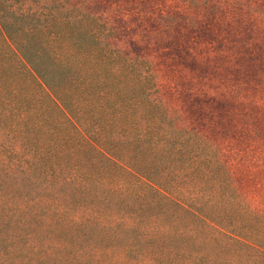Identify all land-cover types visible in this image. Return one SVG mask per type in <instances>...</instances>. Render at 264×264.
<instances>
[{
    "label": "rangeland",
    "instance_id": "obj_1",
    "mask_svg": "<svg viewBox=\"0 0 264 264\" xmlns=\"http://www.w3.org/2000/svg\"><path fill=\"white\" fill-rule=\"evenodd\" d=\"M8 3L15 12L25 13L18 22L22 29L9 37L17 53L21 47L25 56L69 61L80 76H85L78 60L82 58L146 62L153 74L150 87L164 102L174 127L196 133L199 138H195L207 144L203 152L224 163L229 172L225 185L230 209L223 213L226 202L218 193L220 217L231 220L243 234L264 241V0ZM16 79L9 86L8 104L47 105L25 77ZM116 141L105 147H114ZM71 154L84 156L80 169L87 168L93 157L91 151L76 148ZM91 165L92 173L100 171L97 163ZM107 172L111 178L119 177L115 169L108 167ZM0 192L18 201L34 195L21 187L15 191L2 187ZM112 205L120 214L130 210L124 203ZM40 207H34L36 215L0 214V264H132L135 252L122 256L123 247L142 248L136 241L137 231H122L115 225L103 228L101 222L73 220L69 214L50 218ZM159 216L163 221L171 219L165 213ZM173 220L176 228L188 225L183 217ZM207 236L186 240L187 251L228 253L221 241L211 245ZM167 243L179 247V241ZM229 254L237 264H264V259L245 253Z\"/></svg>",
    "mask_w": 264,
    "mask_h": 264
},
{
    "label": "trees",
    "instance_id": "obj_2",
    "mask_svg": "<svg viewBox=\"0 0 264 264\" xmlns=\"http://www.w3.org/2000/svg\"><path fill=\"white\" fill-rule=\"evenodd\" d=\"M11 6L0 0V189L21 187L34 195L18 201L0 192V214L36 215L34 207L41 206L50 218L69 214L73 220L101 222L103 228L137 231L142 248L135 251L128 244L121 251L122 256L135 252L132 264H237L229 251L264 259V241L220 217L216 195L224 196L225 214L229 172L203 152L207 144L196 133L174 127L150 87L149 65L116 57L82 58L85 76H80L69 61L25 56L21 47L17 53L9 37L22 29L18 22L25 13ZM20 75L47 105L8 104L9 86ZM114 138L111 148L118 152L105 147ZM75 148L93 153L87 168L80 169L84 156L71 154ZM92 163L99 172L90 171ZM108 167L119 173L117 179L109 176ZM113 203L130 210L120 214ZM163 213L171 219L161 220ZM177 217L188 225L176 228ZM202 235L211 245L221 241L228 253L187 251L185 241ZM167 240L179 241V247L171 248Z\"/></svg>",
    "mask_w": 264,
    "mask_h": 264
}]
</instances>
